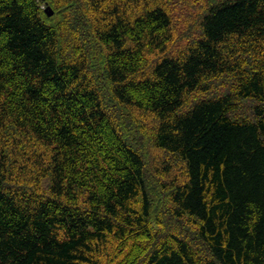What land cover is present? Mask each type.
I'll use <instances>...</instances> for the list:
<instances>
[{
  "label": "trees",
  "instance_id": "1",
  "mask_svg": "<svg viewBox=\"0 0 264 264\" xmlns=\"http://www.w3.org/2000/svg\"><path fill=\"white\" fill-rule=\"evenodd\" d=\"M169 1L0 0V264H264V0Z\"/></svg>",
  "mask_w": 264,
  "mask_h": 264
},
{
  "label": "rangeland",
  "instance_id": "2",
  "mask_svg": "<svg viewBox=\"0 0 264 264\" xmlns=\"http://www.w3.org/2000/svg\"><path fill=\"white\" fill-rule=\"evenodd\" d=\"M168 10L171 14L172 20L174 22L173 27V44L170 45L171 51L175 54L179 49H183L192 39L193 32L198 27L199 17L203 11V7L199 2L190 1L189 3H183L182 1L170 0L167 4ZM50 10L55 13L53 7L49 6ZM47 6L44 8L46 13ZM47 14V13H46ZM48 16V15H47ZM49 17V16H48ZM227 86H219V90H225ZM200 98H194V101ZM158 159L149 161V166L153 162H158L160 154L158 152H153ZM150 176H155V173H150Z\"/></svg>",
  "mask_w": 264,
  "mask_h": 264
},
{
  "label": "water",
  "instance_id": "3",
  "mask_svg": "<svg viewBox=\"0 0 264 264\" xmlns=\"http://www.w3.org/2000/svg\"><path fill=\"white\" fill-rule=\"evenodd\" d=\"M46 13H47V15H48L49 17H52V16H53V12L50 10L49 7H47V9H46Z\"/></svg>",
  "mask_w": 264,
  "mask_h": 264
}]
</instances>
